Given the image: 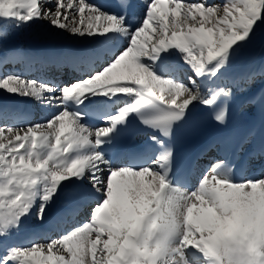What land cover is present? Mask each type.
Returning a JSON list of instances; mask_svg holds the SVG:
<instances>
[{
    "label": "snow or ice",
    "instance_id": "6c2138e0",
    "mask_svg": "<svg viewBox=\"0 0 264 264\" xmlns=\"http://www.w3.org/2000/svg\"><path fill=\"white\" fill-rule=\"evenodd\" d=\"M37 21L83 43L60 60L70 83L0 71V91L58 109L23 126L0 114V264H264V171L234 174L242 152L264 165V65L230 73L264 33V0H0V64L22 58L3 29ZM134 120L152 147L120 144ZM207 122L217 155L190 186L199 165L173 141Z\"/></svg>",
    "mask_w": 264,
    "mask_h": 264
},
{
    "label": "bare ground",
    "instance_id": "6f19581e",
    "mask_svg": "<svg viewBox=\"0 0 264 264\" xmlns=\"http://www.w3.org/2000/svg\"><path fill=\"white\" fill-rule=\"evenodd\" d=\"M222 1L223 0H209V2H214L217 4L222 3ZM30 29H33L32 33L28 32ZM3 31H10V34L12 35L11 30L7 28L4 29ZM14 31L15 29H13V32ZM26 36L30 38L34 37L35 39H37L40 48L42 50L58 48L60 46V41H62L61 43H72V44L83 43L82 38L78 36H73L69 34L67 31L53 28L50 24L47 23V21H37L33 23L31 26L22 28L20 31L19 39L17 41L26 38ZM17 41H15L14 43L16 44ZM7 46L8 45L4 41V48H7ZM25 46L26 43L23 42L21 44V51L24 49ZM11 50L14 51V48H11ZM261 65H264V33H260L258 35L257 41L255 45L249 49L246 59L243 62L236 63L230 69V73L242 74L243 72L245 73L250 69L259 68L258 66ZM7 67L8 68L7 70H5V72L16 73L15 71L11 70L10 65H8ZM26 79L38 80V78L34 75L27 76ZM18 97L19 96L9 95L4 91H0V99H11V98L18 99ZM36 103L38 104L37 107H39L40 110L38 112V115L35 117L36 121L34 119L35 121L34 123L42 122L45 117L50 116L51 113L55 111H58V109L45 108L44 106L40 107V104L38 102ZM260 164L261 162L259 160H254V161L247 160V166L249 170L256 172L257 175H259L261 171H264V169L260 167ZM195 184H196V180L193 179L192 186H195ZM32 223L36 224L35 221H32Z\"/></svg>",
    "mask_w": 264,
    "mask_h": 264
},
{
    "label": "rangeland",
    "instance_id": "374dc122",
    "mask_svg": "<svg viewBox=\"0 0 264 264\" xmlns=\"http://www.w3.org/2000/svg\"><path fill=\"white\" fill-rule=\"evenodd\" d=\"M222 2H223V1H222ZM22 43H23V42H22ZM22 43H21V44H22ZM195 180H196V179H195ZM87 218H88V217H87ZM87 218H86V219H87Z\"/></svg>",
    "mask_w": 264,
    "mask_h": 264
}]
</instances>
